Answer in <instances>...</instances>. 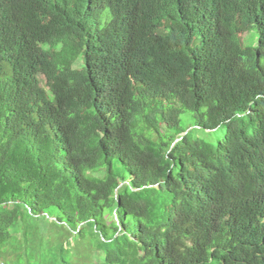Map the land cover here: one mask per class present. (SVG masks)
I'll return each mask as SVG.
<instances>
[{
  "label": "trees",
  "instance_id": "obj_1",
  "mask_svg": "<svg viewBox=\"0 0 264 264\" xmlns=\"http://www.w3.org/2000/svg\"><path fill=\"white\" fill-rule=\"evenodd\" d=\"M263 115L264 0H0V264H264Z\"/></svg>",
  "mask_w": 264,
  "mask_h": 264
},
{
  "label": "clouds",
  "instance_id": "obj_2",
  "mask_svg": "<svg viewBox=\"0 0 264 264\" xmlns=\"http://www.w3.org/2000/svg\"><path fill=\"white\" fill-rule=\"evenodd\" d=\"M100 4L107 3L109 4L110 0H97ZM106 14V10L104 8H101L99 10V16ZM99 26L103 28L104 23L99 19ZM125 30V26L123 29L118 30L116 32V35L123 32ZM252 32L243 31L239 33L240 39L243 43V45H246V38L250 37L252 38ZM264 117V115H263ZM248 146H245L246 152L248 155V162L252 165L257 164L258 162L264 161V140H261L259 142H253V141H247ZM246 183H257V184H264V170L263 169H257L256 173L254 175H249L245 178Z\"/></svg>",
  "mask_w": 264,
  "mask_h": 264
},
{
  "label": "rangeland",
  "instance_id": "obj_3",
  "mask_svg": "<svg viewBox=\"0 0 264 264\" xmlns=\"http://www.w3.org/2000/svg\"><path fill=\"white\" fill-rule=\"evenodd\" d=\"M246 39L247 40H250L251 38L248 37ZM71 46H72V43H71ZM71 46L69 48H67V51L66 52H64V56L62 57V62L68 63V62H70L72 60V57H73L72 54H73V52H72ZM219 135L221 136L222 133H219ZM212 143L213 144L215 143V138L212 139ZM26 221L32 223L31 220H27L26 219ZM29 230H30V224H27L25 226V230L23 232L24 235L26 234L25 235L26 236V243L29 246H31L30 248H32V249H37V250L42 249L43 248V245H41L40 243L39 244L37 243V234H36V231L33 230V232H29ZM30 248L25 249V251L28 253L31 250Z\"/></svg>",
  "mask_w": 264,
  "mask_h": 264
}]
</instances>
